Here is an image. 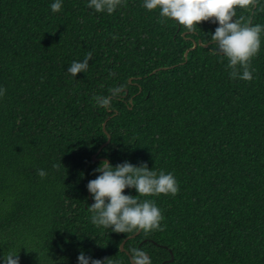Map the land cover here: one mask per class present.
Returning <instances> with one entry per match:
<instances>
[{"label": "trees", "instance_id": "trees-1", "mask_svg": "<svg viewBox=\"0 0 264 264\" xmlns=\"http://www.w3.org/2000/svg\"><path fill=\"white\" fill-rule=\"evenodd\" d=\"M54 2L0 0V264L9 253L79 264L82 251L133 264L134 250L150 264H264V31L249 82L210 43L218 23L189 32L144 0L110 15ZM242 16L264 26V0ZM89 52L87 73L71 76ZM115 88L110 108L96 104ZM96 154L174 175L175 196L137 197L161 210L163 231L132 238L92 223Z\"/></svg>", "mask_w": 264, "mask_h": 264}, {"label": "clouds", "instance_id": "clouds-1", "mask_svg": "<svg viewBox=\"0 0 264 264\" xmlns=\"http://www.w3.org/2000/svg\"><path fill=\"white\" fill-rule=\"evenodd\" d=\"M259 0H144L143 7L152 11L159 9L160 17L178 22L189 32H194L196 26L205 21L218 23L214 33L210 36V43L214 49L227 57L228 67L232 70L233 79L240 78L252 81V59L260 52L261 33L264 26L253 25L249 19L241 23L244 17L235 19L236 9L253 10ZM123 0H89L87 7L95 12L114 13ZM62 0H55L51 4L53 12H59ZM59 43V42H58ZM53 46V45H52ZM92 53L89 52L83 61H73L68 67V73L76 77L79 73H87ZM121 89H110L109 96H95L98 106L110 108L113 98H116ZM6 89H0L3 96ZM56 167V165H54ZM149 168L147 163L139 166L129 161L112 165L103 161L94 172L100 173L95 179L88 182V191L92 194L94 203L89 207L92 213L91 221L97 226L110 228L116 233H131L136 230L150 232L161 230V221L164 219L161 210L152 200H139L138 196H159L179 192L177 181L172 173L160 171L157 173ZM43 178L47 175L44 169L38 170ZM134 188L136 196L126 195L125 189ZM136 264H150L149 257L141 250H134ZM79 264H105V261L86 256L82 251L78 256ZM4 264H20L18 254L4 255Z\"/></svg>", "mask_w": 264, "mask_h": 264}, {"label": "water", "instance_id": "water-1", "mask_svg": "<svg viewBox=\"0 0 264 264\" xmlns=\"http://www.w3.org/2000/svg\"><path fill=\"white\" fill-rule=\"evenodd\" d=\"M199 43L202 44L201 41H200ZM197 45H198V43L195 42L193 48H196ZM206 46H207V44H206ZM187 55H188V52L186 53V58H187ZM103 127H104L105 131H106L107 134H108V141L103 145V146H105V145H107V144L110 143V141H111V135L108 133V131H107V129H106V122L104 123ZM103 146L100 148V151H101V149L103 148ZM100 151H99V152H100ZM93 158H94L95 161H97V160H107L106 158H100V159H98V158H97V154L94 155ZM108 162H109V161H108ZM141 231H142V230H138V231L136 232V234H133L131 237H132V238L136 237L137 235H139V234L141 233ZM128 238H129V237H128ZM128 238H127V239H128ZM121 249H122V251L125 250V249H124V244H121ZM129 255H130V258H131L133 264H136V261L134 260V258L132 257V255H131V254H129ZM173 260H174V256H172L171 259L167 260V262H172Z\"/></svg>", "mask_w": 264, "mask_h": 264}]
</instances>
